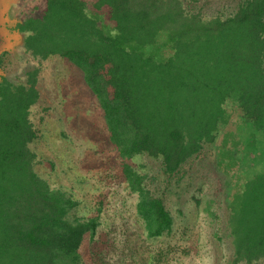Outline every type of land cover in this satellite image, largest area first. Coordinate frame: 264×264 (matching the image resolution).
<instances>
[{"label": "trees", "instance_id": "trees-1", "mask_svg": "<svg viewBox=\"0 0 264 264\" xmlns=\"http://www.w3.org/2000/svg\"><path fill=\"white\" fill-rule=\"evenodd\" d=\"M205 7L202 0H47L42 14L16 28L32 56H61L83 71L122 158L147 153L173 173L229 135L233 121L247 123L244 155L228 159L242 170L237 183L230 175L229 226L237 259L253 262L264 257V159L253 163L249 152L264 149V0H243L227 15ZM104 9L113 25L101 19ZM38 74L22 84L0 79V264H83L84 236L94 238L100 221L74 217L78 202L35 170ZM123 171L147 236L169 231L163 199L130 164Z\"/></svg>", "mask_w": 264, "mask_h": 264}, {"label": "rangeland", "instance_id": "rangeland-1", "mask_svg": "<svg viewBox=\"0 0 264 264\" xmlns=\"http://www.w3.org/2000/svg\"><path fill=\"white\" fill-rule=\"evenodd\" d=\"M242 1L202 3L208 15H227ZM100 15L113 25L107 9ZM7 34L0 37V79L26 83L30 72L39 69L42 98L32 109L37 138L30 144L38 155L35 170L51 187L78 202L71 212L74 217L98 216L100 221L94 238L88 232L84 236L83 264H264V257L253 262L237 259L229 226L230 175L237 183L242 170L240 161L231 167L228 159L244 155L247 123L233 121L225 128L229 135L206 143L173 173L164 171L161 158L147 153L122 158L83 71L61 56L41 59L22 47L14 50ZM257 149L263 148L258 144ZM249 152L253 163L264 159V149ZM125 163L142 176L153 195L163 199L173 217L172 228L159 237L147 236L136 211L138 195L130 190L123 171Z\"/></svg>", "mask_w": 264, "mask_h": 264}, {"label": "crops", "instance_id": "crops-1", "mask_svg": "<svg viewBox=\"0 0 264 264\" xmlns=\"http://www.w3.org/2000/svg\"><path fill=\"white\" fill-rule=\"evenodd\" d=\"M46 3L47 0H0V37L7 31V35L13 40L12 49L20 50L22 47L26 51L24 35L18 31L16 24L23 21L27 16L42 14ZM24 5L26 8L23 7ZM41 98L40 92V99L34 107L39 106Z\"/></svg>", "mask_w": 264, "mask_h": 264}]
</instances>
